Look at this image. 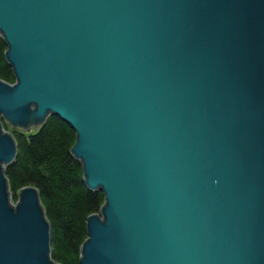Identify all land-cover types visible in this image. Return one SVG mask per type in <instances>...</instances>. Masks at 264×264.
Segmentation results:
<instances>
[{
	"label": "water",
	"instance_id": "water-1",
	"mask_svg": "<svg viewBox=\"0 0 264 264\" xmlns=\"http://www.w3.org/2000/svg\"><path fill=\"white\" fill-rule=\"evenodd\" d=\"M0 32V264H61L5 174L50 114L104 193L80 264H264V0H0Z\"/></svg>",
	"mask_w": 264,
	"mask_h": 264
},
{
	"label": "trees",
	"instance_id": "trees-1",
	"mask_svg": "<svg viewBox=\"0 0 264 264\" xmlns=\"http://www.w3.org/2000/svg\"><path fill=\"white\" fill-rule=\"evenodd\" d=\"M7 48L0 32V78L14 83ZM3 125L10 129L6 120ZM9 131L17 141L16 157L5 166L12 200H18L22 187L36 186L50 222L52 257L61 264H80L81 246L88 236L87 218L100 212L104 193L90 188L84 180L82 163L71 151L76 131L54 114L35 131Z\"/></svg>",
	"mask_w": 264,
	"mask_h": 264
},
{
	"label": "rangeland",
	"instance_id": "rangeland-1",
	"mask_svg": "<svg viewBox=\"0 0 264 264\" xmlns=\"http://www.w3.org/2000/svg\"><path fill=\"white\" fill-rule=\"evenodd\" d=\"M2 120H6V121L8 122V120H7V118L5 117L4 114L2 115ZM8 124H9V122H8ZM14 128H17V127H14ZM7 130H8V129H7ZM18 194H19V193H18ZM11 200H12V194H11ZM17 201H18V200H17ZM17 201L15 202V201L12 200V203H13L14 205H16Z\"/></svg>",
	"mask_w": 264,
	"mask_h": 264
}]
</instances>
